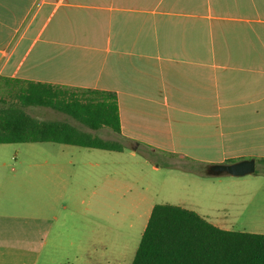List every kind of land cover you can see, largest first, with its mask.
Masks as SVG:
<instances>
[{
	"label": "crops",
	"instance_id": "1",
	"mask_svg": "<svg viewBox=\"0 0 264 264\" xmlns=\"http://www.w3.org/2000/svg\"><path fill=\"white\" fill-rule=\"evenodd\" d=\"M19 81L115 94L112 141L132 157L199 170L264 164V0H0V93ZM3 162L0 264H82L97 253L105 238L76 205L86 173L10 172ZM102 175L93 192L119 193ZM230 221L209 222L236 231Z\"/></svg>",
	"mask_w": 264,
	"mask_h": 264
},
{
	"label": "rangeland",
	"instance_id": "2",
	"mask_svg": "<svg viewBox=\"0 0 264 264\" xmlns=\"http://www.w3.org/2000/svg\"><path fill=\"white\" fill-rule=\"evenodd\" d=\"M6 98L8 95L3 94L0 107H3L1 100ZM26 111L43 121H67L105 140L116 138L109 128L88 130L52 109L30 107ZM62 150H66L65 155L61 154ZM0 155L5 161L1 170L10 172L65 170L87 174L82 179L87 185L80 195L85 203L74 205L82 208L83 218L98 222V239L104 237L105 243L95 244L97 248L92 251L97 253L82 264H132L151 212L160 204L195 211L209 221L227 217L236 231L249 232L257 225L264 226V164L258 163L256 173L244 177H210L203 174L207 168L199 170L195 163L157 156L148 162L141 152L132 157L128 150L115 153L54 143H29L2 145ZM154 165H159L160 170H155ZM100 174L104 181L118 179L119 193L108 189L94 193V176ZM80 180L79 175H74V183Z\"/></svg>",
	"mask_w": 264,
	"mask_h": 264
},
{
	"label": "trees",
	"instance_id": "3",
	"mask_svg": "<svg viewBox=\"0 0 264 264\" xmlns=\"http://www.w3.org/2000/svg\"><path fill=\"white\" fill-rule=\"evenodd\" d=\"M0 145L54 143L109 152L122 144L67 121H43L26 109L44 107L82 127L121 132L118 99L111 92L19 81L1 100ZM264 163V160H262ZM132 264H264V235L227 231L197 212L170 204L154 206Z\"/></svg>",
	"mask_w": 264,
	"mask_h": 264
},
{
	"label": "water",
	"instance_id": "4",
	"mask_svg": "<svg viewBox=\"0 0 264 264\" xmlns=\"http://www.w3.org/2000/svg\"><path fill=\"white\" fill-rule=\"evenodd\" d=\"M256 161L244 160L233 164H215L211 165L207 170L210 177L233 176L244 177L256 173Z\"/></svg>",
	"mask_w": 264,
	"mask_h": 264
}]
</instances>
